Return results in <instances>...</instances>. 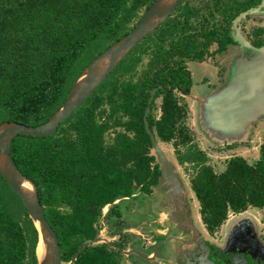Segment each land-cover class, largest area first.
<instances>
[{
	"label": "trees",
	"instance_id": "1",
	"mask_svg": "<svg viewBox=\"0 0 264 264\" xmlns=\"http://www.w3.org/2000/svg\"><path fill=\"white\" fill-rule=\"evenodd\" d=\"M151 1L0 0V123L46 121L89 61L126 34ZM186 22L170 18L148 34L54 134L14 137L11 155L36 182L65 262L107 221L120 239L86 246L72 264H125L123 213L115 200L131 195L135 183L151 193L161 174L143 122L149 91L159 84L161 115L154 119L150 113L149 126L158 141L172 142L178 163L192 169L191 187L206 227L216 230L231 211L264 209V139L257 160L234 155L221 171L193 143L186 106L173 92L187 91L189 84L182 60L192 46ZM207 38L206 45L212 35ZM143 55L147 61L139 70ZM112 129L108 143L105 135ZM39 237L21 196L0 173V264H38Z\"/></svg>",
	"mask_w": 264,
	"mask_h": 264
},
{
	"label": "water",
	"instance_id": "2",
	"mask_svg": "<svg viewBox=\"0 0 264 264\" xmlns=\"http://www.w3.org/2000/svg\"><path fill=\"white\" fill-rule=\"evenodd\" d=\"M179 2L180 0H155L126 34L112 42L89 61L72 83L63 103L46 121L37 125H27L13 120L0 123V173L21 196L29 215L39 228L40 237L37 249L41 238H43L44 245L41 254L37 253L38 264H72L86 246L100 241L111 242V239L99 234L95 238L81 243L69 261L63 260L58 232L46 216L45 206L41 202L37 184L20 171L11 155V144L14 137L18 134L32 136L54 134L59 125L81 106L120 61L148 34L168 19ZM261 4L264 5V0ZM259 13L260 7H254L236 16L231 28L232 33L234 32L233 39L236 42L235 47L242 50L244 54L241 51H236L238 55L230 67L227 78L224 77L223 81L215 88L205 89L201 99H198L197 120L200 128L211 139L221 144L236 142L244 144L254 132L256 125L264 123V44L258 47L254 46L242 34L238 25L246 15H258ZM158 88L160 86H155L150 90L143 114L144 130L149 135L151 151L161 173L154 185L157 190L163 192L168 201L180 206L185 191L182 178L176 173L172 162L166 157L148 122L150 103ZM24 180H28L33 189L24 188ZM166 203L168 202L164 204ZM191 216L186 215L184 217L186 220H183V216L173 215L176 222L179 218L182 224L188 225L195 232L196 237L194 238H201L200 241L203 242L200 227L193 222V216ZM120 233L111 237L115 238ZM173 238L179 237L172 234L160 241L153 255L143 254L136 248L123 249V251L126 253L134 251L146 258L153 259L156 257L159 245Z\"/></svg>",
	"mask_w": 264,
	"mask_h": 264
},
{
	"label": "flooded vegetation",
	"instance_id": "3",
	"mask_svg": "<svg viewBox=\"0 0 264 264\" xmlns=\"http://www.w3.org/2000/svg\"><path fill=\"white\" fill-rule=\"evenodd\" d=\"M154 1L155 0L151 1L148 6H141L135 19L129 23L131 27L137 23L143 12ZM196 1H198L197 5L192 4L190 0H180L175 11L168 17V19H166L169 20L171 18L173 21L175 19H187V22L185 23V36L192 45L191 50L182 56L184 69L187 71L189 78L188 89L187 91H182L177 87L173 88L177 103L181 106H186L185 121L189 109L191 110V107L187 105L189 101L191 105L193 102L198 103V99H200L198 97L201 96L200 94L204 87L208 89L215 88L217 84L223 81L224 77L227 78V75L230 73V67L238 55L236 51H241L243 53L242 50L231 47L236 45V42L233 39L234 32L232 33L231 29L236 16L254 7H260V13L258 14L259 17L257 15L253 16L254 14L252 16L246 15L238 25L240 26L242 34H244L254 46L258 47L264 44V5L261 4L263 0H204L206 3H201L203 0ZM179 6H182L180 16ZM183 10L185 11L184 14ZM175 16L178 17L175 18ZM247 21L251 22V29L249 32L244 30V22ZM209 33L212 35V38L206 45L205 43L208 41L207 36ZM144 56L146 55H143V57ZM200 63H203L208 71L203 77ZM157 86H160L158 90L162 88L161 84ZM198 92L199 94H197ZM157 98L162 99L161 96L155 98L154 95V98L151 101V103L154 101V106ZM151 103L150 113L152 114L154 106L151 109ZM159 109L160 113L158 117H155L152 114L154 119L160 117V106ZM135 185L136 187L132 194L126 196L127 198H133L134 201H136L137 197L142 199L141 186L138 183H135ZM181 199L182 204L180 206L174 205V210H172L171 213L178 217L183 215L191 216L194 212L191 209L185 194L182 195ZM160 205L162 206L161 203ZM164 206L166 207V205ZM241 212L243 211L234 212L235 218L233 217L231 220L230 218L226 219L227 227L222 232L219 229L224 227L223 224L225 222L214 231H210L205 225L208 230L207 233H204L200 225L197 223L202 233L203 242L200 241L201 238H194L196 237L195 232H193L188 225L182 224L181 220L178 218L177 223L174 225V228L170 233L167 232V235H163L159 240L160 242L172 234L179 237L163 242V249L167 252L166 256L168 261L164 260L163 262L160 261V263L264 264V228L262 229V221L257 220L254 216L248 213L242 214ZM168 224L173 225L174 223L168 222ZM166 228L169 229V226ZM207 234L210 235V237L212 236V238ZM171 241L177 243L176 247L173 248V246L169 244Z\"/></svg>",
	"mask_w": 264,
	"mask_h": 264
},
{
	"label": "rangeland",
	"instance_id": "4",
	"mask_svg": "<svg viewBox=\"0 0 264 264\" xmlns=\"http://www.w3.org/2000/svg\"><path fill=\"white\" fill-rule=\"evenodd\" d=\"M190 2H192V4H196V5L198 3V1H196V0H190ZM201 3H206V2L203 0ZM252 15L253 14H251V16ZM253 16H256V15H253ZM257 16L259 17V15H257ZM263 19H264V17H263ZM250 23L251 22H249V21L244 22V30L245 31L249 32V30L251 29ZM146 61H147V57L144 56L141 59V62L137 64L136 68L140 70L146 64ZM160 102H161L160 98H157L155 101V106H154L153 112H152V114L155 117L159 116ZM187 105H189L191 107V110L189 109V111L187 113V119L185 122L188 124V127H189L191 134L193 136V143H195L197 145V147L199 149H201L206 154V156L209 159V161H208L209 164L216 171H221L224 168L226 160L229 159L230 157L234 156V155H240V156L244 157L250 163L257 159L258 144L262 143V141L264 139V127H261L262 123H259L258 125H256L255 130H254V132L257 130L256 133L252 132V135L249 137V139L246 142H244V144H238L237 142L233 143V144H227V143L221 144V143L216 142L213 139H211L200 128V126L198 124V120H197L198 104L193 102V104L191 105V103L189 101V103ZM118 130H119V128H118ZM113 135H114L113 129L109 130L106 133L105 138H106V141L108 143L111 142ZM247 144H248L249 148H247V149L241 148ZM159 145L163 149L166 157L172 162V164L174 166V170L176 171V173L178 175H180L182 178V182H183V185L185 188L184 194H185V196H186V198H187V200L191 206V209L194 212V213L192 212L194 222L196 224L198 223V224H200V226H202L201 222L199 221L200 220L199 217L197 218V216L199 214V205H198L199 201L197 199L195 192L192 190L191 183H190L191 182L190 177L192 174V169L189 168L188 164L183 166V165L178 163V161L176 159L175 149L172 145V142H160ZM227 145H231V146H227ZM142 195L145 198L143 197L141 199V198L137 197L136 201H134L133 198H120V199L116 200V203L120 204V209L124 212L123 218H122V222H123L122 231H124L125 242H126V239L133 236V238H135L134 246H136L138 249L140 248L142 251H144V253H148L150 249L145 248L143 246V243L146 246V244H149V239L146 238V242H145L143 240V238L141 237V235H137L135 233L137 231L136 229L130 230L133 227L138 228L140 225H143V219L147 216V213L145 211L137 210V204L139 202L146 201L145 203H147V205H148V207H147L148 211L149 212L151 211L152 215H156L157 211H159L158 216L161 219H157L156 221H154V223H152V225L154 226V230L156 232L162 233V236H163V234H164V236L167 235V232L170 233V231L174 228V225L177 222L172 215L173 213H171L172 210H174V203L173 202L169 201L166 204H164L165 202H163L162 206L160 205V203L157 204V201L159 199L163 198V192H161L159 190H157L156 193H150V194H146V193L142 192ZM150 199H152L156 202L155 206L152 205L153 208L151 207ZM164 205H166V207ZM134 207H136V209ZM141 207L144 208L143 204ZM106 210L107 209H105V211ZM151 213H149V215H151ZM241 213L242 214L248 213V214L254 216L257 220H261L262 221V223H261L262 229L264 228V209L263 208L251 206V207L247 208L246 210H243V212H241ZM233 214L234 213L231 211V214L229 215L230 220L233 217L235 218V214L234 215ZM184 217H185V215H183V220H186ZM171 221H172V223H174L173 225L168 224V222L171 223ZM103 225H105L106 228L103 229L102 231H100V234L109 237L113 241L120 239L119 237L112 238L110 236L111 235V233L109 232L110 227H109V224L107 221L105 223H103ZM146 226H148L147 223L144 224V227H145L144 229H146ZM168 226H169V229L166 228ZM223 226H222L223 228L219 229V230H221V232L227 227V220L225 221ZM158 228L159 229L163 228L162 230L165 233L162 232L161 230H156ZM219 235H220V233H219ZM208 236L210 237V235H208ZM210 238H212V236ZM150 244L153 245V243H150ZM123 249H130V248L124 247ZM121 257H122L123 262L125 264H161L160 261H164V260L168 261L167 256L161 250L157 254L156 261H151V262L146 261V259L142 258L137 252H134V251L129 252V253H126L123 251L121 254Z\"/></svg>",
	"mask_w": 264,
	"mask_h": 264
},
{
	"label": "crops",
	"instance_id": "5",
	"mask_svg": "<svg viewBox=\"0 0 264 264\" xmlns=\"http://www.w3.org/2000/svg\"><path fill=\"white\" fill-rule=\"evenodd\" d=\"M236 45H234V46H231V47H233V48H236L235 47ZM205 63H207V62H205ZM200 65H201V67H202V77L203 76H205L207 73H208V71H207V67L202 63H200ZM210 72V71H209ZM211 73V72H210ZM201 77V78H202ZM205 89H208V88H205L204 87V89L202 90V93L205 91ZM202 93L200 94V95H202ZM197 94H199V92L197 93ZM201 97L202 96H200V97H198V98H200L201 99ZM261 127H264V123H262V125H261ZM257 131V130H256ZM256 131L254 132V133H256ZM159 143H160V141H159ZM260 144L261 143H259L258 144V151H257V159H258V157H259V147H260ZM241 148H245V149H247V148H249L248 147V144L247 145H245V146H243V147H241ZM256 159V160H257ZM254 162V161H253ZM152 188H153V191L151 192V193H155L156 191H157V189H156V187H155V185H153L152 186ZM155 191V192H154ZM143 192V191H142ZM144 196L142 195V198H143ZM124 198H127V197H124ZM145 198V197H144ZM120 199V198H119ZM118 200V199H117ZM157 200V199H156ZM169 202V201H167V199L164 197V198H161V199H159L158 201H157V204H159V203H163V202ZM115 202H116V200H115ZM146 201H142V202H139L138 204H137V210H139V211H145L146 213H147V216L143 219V225H140L138 228H131L130 230H137L135 233L137 234V235H141V237L143 238V240L145 241L146 240V238L147 239H149V244H146V246L144 245V243H143V246L145 247V248H147V249H150L149 250V252L148 253H144V251H142L140 248L138 249L136 246H134V243H135V238H133V236L132 237H130V238H128V239H126V247H129V248H136V249H138V250H140L143 254H148V255H153V253H154V251L156 250V248H157V245H158V243H159V240H160V238L162 237V233H158V232H156L155 230H154V226L152 225V223H154V221H156L157 219H161L159 216H158V212L159 211H157V214L156 215H152V213H151V211L149 212L148 211V205H147V203H145ZM155 201L154 200H152V199H150V204H151V207H152V205L153 206H155ZM142 204H143V207L144 208H142L141 206H142ZM110 205L111 204H107V206L106 207H104V209H103V212H104V214H106L107 213V211L109 210V208H110ZM199 205V204H198ZM150 207V208H151ZM135 209H136V207H134ZM153 208V207H152ZM151 208V209H152ZM105 209H107L106 211H105ZM156 211V210H155ZM123 212V211H122ZM149 213H151V215H149ZM234 213V212H233ZM123 214H124V212H123ZM231 213H229V215H230ZM156 216V217H155ZM197 216V215H196ZM199 217V221L201 222V224H202V226H200L201 227V229L204 231V233H207V229H206V227H205V224H204V222H203V220H202V218H201V214H200V212H199V214H198V216H197V218ZM229 218H230V216H229ZM228 218V219H229ZM198 221V220H197ZM145 223H147V225L148 226H146V229H144L145 227H144V224ZM200 225V224H199ZM107 226V225H106ZM108 227V226H107ZM148 227V228H147ZM129 229V228H128ZM163 229V228H162ZM162 229H156V230H161L162 232H164ZM102 231V230H101ZM122 232H124V231H122ZM149 234V235H148ZM115 235H117V234H115ZM115 235H110V236H115ZM164 235V234H163ZM121 236V233H120V235L119 236H117V237H120ZM115 241V240H114ZM111 242H113V240H111ZM150 243H153V245H151ZM169 244H171V246H173V248L174 247H176V245H177V243H175L174 241H171V242H169ZM163 243L162 244H160L159 245V250L157 251V253H156V257L155 258H153V259H150V258H146V257H144L143 255H141V254H139L142 258H144V259H146V261H149V262H151V261H156V259H157V254H158V252L161 250L165 255H167V252H166V250L165 249H163ZM169 246V245H168ZM170 248V247H169ZM165 250V251H164ZM167 251H168V249H167ZM161 262H163V261H161Z\"/></svg>",
	"mask_w": 264,
	"mask_h": 264
},
{
	"label": "bare ground",
	"instance_id": "6",
	"mask_svg": "<svg viewBox=\"0 0 264 264\" xmlns=\"http://www.w3.org/2000/svg\"><path fill=\"white\" fill-rule=\"evenodd\" d=\"M23 187L26 188V189H33V186L32 184L28 181V180H24L23 182ZM41 243L37 249V253L40 255L41 252H42V248H43V238L40 239Z\"/></svg>",
	"mask_w": 264,
	"mask_h": 264
},
{
	"label": "built area",
	"instance_id": "7",
	"mask_svg": "<svg viewBox=\"0 0 264 264\" xmlns=\"http://www.w3.org/2000/svg\"><path fill=\"white\" fill-rule=\"evenodd\" d=\"M106 227H105V225H103V227H102V229L101 230H103V229H105ZM145 242H146V240H145Z\"/></svg>",
	"mask_w": 264,
	"mask_h": 264
}]
</instances>
